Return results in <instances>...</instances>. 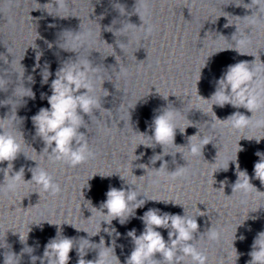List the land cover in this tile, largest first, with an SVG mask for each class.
<instances>
[{
	"label": "water",
	"instance_id": "obj_1",
	"mask_svg": "<svg viewBox=\"0 0 264 264\" xmlns=\"http://www.w3.org/2000/svg\"><path fill=\"white\" fill-rule=\"evenodd\" d=\"M252 21L246 0H147V11L142 0H63L62 7L58 0H0V101L7 104L0 106V118L8 116L0 123L22 147L13 172L23 167L30 180L37 163L62 189L52 196L34 183L21 184L17 192L0 195V264L6 253L16 254L19 264H33V256L41 264L54 238L72 239L68 264L95 261L105 246L111 247L112 264H126L135 247L127 233L143 232L141 217L149 209L196 218L191 243L206 253L208 264H247L254 238L264 231V184L254 175L256 153L264 154V128L256 126L264 109L252 115L230 104L212 108L214 101L206 99L230 65L246 61L264 69V40ZM149 23L155 27L146 35ZM84 60L95 69L89 75L100 107L82 114L80 132L95 157L70 167L49 161L31 117L50 107L56 71ZM166 108L177 113L176 146L163 149L149 136L155 116ZM235 112L252 115L251 125L238 130L222 121ZM202 139L210 143L191 156L189 141ZM156 155L161 160L153 163ZM237 163L256 187L247 195L232 193ZM162 164L165 173L181 167L186 173L158 176ZM110 187L133 188L145 200L124 224L114 219L109 225L101 214L107 210L92 208H100ZM211 227L220 232L218 241L201 236ZM157 230L167 242L170 229ZM154 259L166 264L158 253Z\"/></svg>",
	"mask_w": 264,
	"mask_h": 264
},
{
	"label": "clouds",
	"instance_id": "obj_2",
	"mask_svg": "<svg viewBox=\"0 0 264 264\" xmlns=\"http://www.w3.org/2000/svg\"><path fill=\"white\" fill-rule=\"evenodd\" d=\"M142 3L147 11V0H142ZM252 3L258 5L259 10L264 11V0H252ZM58 4L62 7L63 0H58ZM252 23L255 24L257 21L254 20ZM154 27V25L149 23L146 35L152 34ZM238 43L244 44L245 41L241 40ZM249 64V62L241 61L227 68L226 72L217 81L216 90L211 98L206 99L214 101L212 108L213 105L223 107L230 104L234 108L243 107L252 115L264 109V76L258 75V73L264 72V69L250 68ZM94 71L95 69L91 67L87 60L66 63L60 67L55 73V79L51 81V95L47 97L50 107L40 108L38 113L31 117L36 135L44 142L43 152L47 153L49 161L64 162L70 167H76L95 157L94 151L89 148L85 140V134L80 132V128L83 127L82 114H91L93 109L100 107L98 98L92 95L94 85L89 73ZM122 71L124 70L122 69ZM47 72V77L42 76L44 83L48 82L51 75L48 69ZM3 85L4 81L0 80V88ZM29 97L35 98V94L31 89ZM3 105L7 104L0 101V106ZM252 115L248 117L240 112H235L222 121L230 120L231 126L239 130L251 125ZM176 118L177 113L168 108L155 116L152 124L153 135L149 136L154 140L155 145L159 144L163 149L167 145L176 146L174 144L177 129ZM6 119H8V116L0 118V120ZM256 126L264 128V119L257 120ZM4 127L5 125L0 123V164L8 163L6 168H0V172L4 176L3 181L0 182V195L15 193L21 184L28 185L32 183L39 186L45 193L52 196L59 195L62 191L61 186L54 181L53 176L45 168L40 167L37 163L36 167L29 169L32 174L30 180L26 181L24 179L25 170L23 167L19 171L13 172L12 162L22 152V147L17 137L10 131H4ZM209 143L210 141L207 139H202L200 144L189 141L187 146L189 154L191 156L200 155L202 146ZM145 146L153 147L151 145ZM242 150L239 145L238 152ZM162 155H165L164 152ZM256 155L260 159L254 164V175L256 179H259L264 184V154L257 152ZM160 156L152 157V162L155 163L161 160L159 159ZM165 166L166 164H162L159 169H156L158 176L167 174L171 179H176L186 173V169L183 167L177 168L173 172L165 173ZM236 168L238 179L233 186L232 193L239 191L247 195L251 189L256 187L251 184L246 170H239L238 163ZM227 169L228 167L224 170ZM153 182L158 183V181ZM224 183L226 181L221 182L222 189ZM87 187L90 189V185L87 184ZM138 197L139 193L133 188L125 190L123 188L110 187L106 192V200L101 203L99 209L92 206L91 201L88 202L95 210H107L101 213L106 217L103 222L111 225L114 219H119V222L124 224L128 220H125L124 217L133 216L136 209L144 206L145 200L137 199ZM151 201L169 203L158 200ZM173 204L176 205L175 203ZM203 215L204 213L200 212L198 216ZM141 219L145 225L143 232L139 236L136 235L135 229L127 233L132 238L135 247L127 258L126 264H159V261L154 259L157 253L160 254L166 264H181V262H185V264H208L206 253L191 243L194 240V233L198 231L199 227L196 218L188 217L185 214H161L159 209H149L143 214ZM159 228L170 229L167 242L161 232L157 230ZM104 230L109 233L115 231L114 228L111 231L107 228ZM205 235L211 241H218L220 238V232L212 227L201 236ZM240 239L243 240L245 237L241 236ZM99 244L105 245L103 238H101ZM27 248L31 250L30 253L33 251L31 247ZM72 248V239H51L45 247L41 264H44L45 260L47 264H68L69 253ZM109 249L111 247L105 246L103 251H99L98 258L95 261H88V264H112ZM251 249L249 252L251 259L247 264H264V231L259 232L254 238ZM23 251L25 252V249ZM16 257L18 256L14 253H6L4 255V264H19ZM186 258H190V262L186 261ZM36 259L37 257H32L33 264H35ZM116 259L119 261L117 256ZM78 264H85V260L79 259Z\"/></svg>",
	"mask_w": 264,
	"mask_h": 264
}]
</instances>
